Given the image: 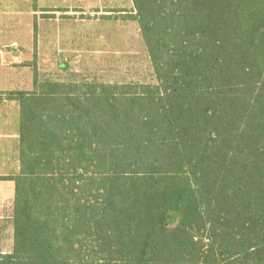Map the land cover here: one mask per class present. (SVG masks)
Listing matches in <instances>:
<instances>
[{
  "label": "trees",
  "instance_id": "1",
  "mask_svg": "<svg viewBox=\"0 0 264 264\" xmlns=\"http://www.w3.org/2000/svg\"><path fill=\"white\" fill-rule=\"evenodd\" d=\"M133 3L156 83L34 66L0 91L21 113L0 264H264V0Z\"/></svg>",
  "mask_w": 264,
  "mask_h": 264
},
{
  "label": "rangeland",
  "instance_id": "2",
  "mask_svg": "<svg viewBox=\"0 0 264 264\" xmlns=\"http://www.w3.org/2000/svg\"><path fill=\"white\" fill-rule=\"evenodd\" d=\"M135 12L132 0H0V91L33 89L34 66L40 79L156 83ZM94 174L65 177L72 200H84ZM13 209L10 200L0 211V250L7 252Z\"/></svg>",
  "mask_w": 264,
  "mask_h": 264
},
{
  "label": "crops",
  "instance_id": "3",
  "mask_svg": "<svg viewBox=\"0 0 264 264\" xmlns=\"http://www.w3.org/2000/svg\"><path fill=\"white\" fill-rule=\"evenodd\" d=\"M2 97L0 98V103L2 102L0 104V211L3 210L6 202L15 200V180L9 177L18 175L21 169L20 104L16 100L6 99L5 95ZM10 102L15 105H8ZM1 216L2 213H0V218ZM1 233L3 234L2 231ZM13 243L14 229L12 249ZM0 247H2V243ZM0 252L6 253L7 251L1 248Z\"/></svg>",
  "mask_w": 264,
  "mask_h": 264
}]
</instances>
